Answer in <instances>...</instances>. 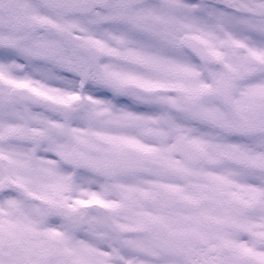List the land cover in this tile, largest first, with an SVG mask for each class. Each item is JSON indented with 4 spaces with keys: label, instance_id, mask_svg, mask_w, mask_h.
<instances>
[{
    "label": "snow or ice",
    "instance_id": "6c2138e0",
    "mask_svg": "<svg viewBox=\"0 0 264 264\" xmlns=\"http://www.w3.org/2000/svg\"><path fill=\"white\" fill-rule=\"evenodd\" d=\"M0 264H264V0H0Z\"/></svg>",
    "mask_w": 264,
    "mask_h": 264
}]
</instances>
